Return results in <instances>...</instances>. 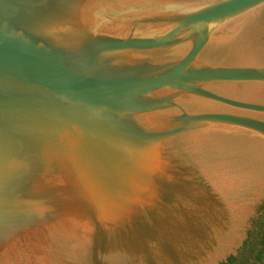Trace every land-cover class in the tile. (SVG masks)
<instances>
[{"label": "water", "instance_id": "water-1", "mask_svg": "<svg viewBox=\"0 0 264 264\" xmlns=\"http://www.w3.org/2000/svg\"><path fill=\"white\" fill-rule=\"evenodd\" d=\"M264 199V0H0V264H219Z\"/></svg>", "mask_w": 264, "mask_h": 264}, {"label": "trees", "instance_id": "trees-1", "mask_svg": "<svg viewBox=\"0 0 264 264\" xmlns=\"http://www.w3.org/2000/svg\"><path fill=\"white\" fill-rule=\"evenodd\" d=\"M257 212L236 255L219 264H264V202Z\"/></svg>", "mask_w": 264, "mask_h": 264}, {"label": "rangeland", "instance_id": "rangeland-1", "mask_svg": "<svg viewBox=\"0 0 264 264\" xmlns=\"http://www.w3.org/2000/svg\"><path fill=\"white\" fill-rule=\"evenodd\" d=\"M264 202V199H262L261 201H259L258 203H256V205L254 206V208L252 209V212H250V215L248 216L249 218L246 220V227L245 229L248 230L249 229V225H250V220L252 218H254L257 215V211L258 208L260 207V205Z\"/></svg>", "mask_w": 264, "mask_h": 264}]
</instances>
